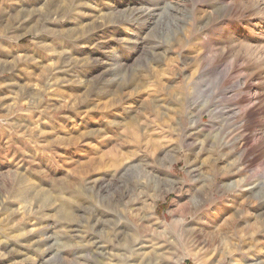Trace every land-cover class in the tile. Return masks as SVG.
<instances>
[{"label":"rangeland","instance_id":"374dc122","mask_svg":"<svg viewBox=\"0 0 264 264\" xmlns=\"http://www.w3.org/2000/svg\"><path fill=\"white\" fill-rule=\"evenodd\" d=\"M148 259L264 264V0H0V264Z\"/></svg>","mask_w":264,"mask_h":264},{"label":"bare ground","instance_id":"6f19581e","mask_svg":"<svg viewBox=\"0 0 264 264\" xmlns=\"http://www.w3.org/2000/svg\"><path fill=\"white\" fill-rule=\"evenodd\" d=\"M180 112H181V110H180ZM22 180H23L22 177H19V179L17 180L15 192L13 195L19 197V200H21V201H28L29 198H33V197H35L37 201H40L42 195L39 196V192L32 194V192L25 191L21 186ZM43 198H46V197L44 196ZM153 261L154 260L148 259V261L145 262V264H155V262H153Z\"/></svg>","mask_w":264,"mask_h":264}]
</instances>
